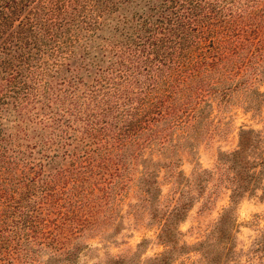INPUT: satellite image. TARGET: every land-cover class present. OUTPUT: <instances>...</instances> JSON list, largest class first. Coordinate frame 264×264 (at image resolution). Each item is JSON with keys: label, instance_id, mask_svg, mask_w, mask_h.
<instances>
[{"label": "trees", "instance_id": "16d2710c", "mask_svg": "<svg viewBox=\"0 0 264 264\" xmlns=\"http://www.w3.org/2000/svg\"><path fill=\"white\" fill-rule=\"evenodd\" d=\"M263 78L264 0H0V264H79L80 237L124 189L152 203L159 170L222 111L260 110ZM216 160L229 205L191 243L178 242L186 200L152 210L165 247L143 264L229 249L231 205L264 199V121L238 125ZM258 236L264 253V225Z\"/></svg>", "mask_w": 264, "mask_h": 264}, {"label": "rangeland", "instance_id": "374dc122", "mask_svg": "<svg viewBox=\"0 0 264 264\" xmlns=\"http://www.w3.org/2000/svg\"><path fill=\"white\" fill-rule=\"evenodd\" d=\"M258 87L264 91V78ZM263 121L264 102L256 114L237 105L227 107L219 114L210 136L195 144L191 151H180L175 164L159 170L160 191L152 203L142 200L141 193L131 183L124 189V200L113 205V219L101 229L85 232L80 237L87 246L77 258L79 264H107L109 257L118 256L125 258L124 264L146 263L147 257L159 254L165 247L156 235L160 220L152 216V210H161L179 200H186L187 208L177 222L181 232L178 242L191 243L202 238L223 208L229 205L228 175L223 164L216 160L217 150H230L235 146L238 125L261 127ZM199 174L201 180L197 178ZM197 182H201L200 190ZM258 194L256 190L243 195L231 205L230 247L226 251L225 244H217L215 264H264V253L255 247L261 242L258 235L264 225V199ZM198 256L195 250L177 253L170 258L169 264H198Z\"/></svg>", "mask_w": 264, "mask_h": 264}]
</instances>
